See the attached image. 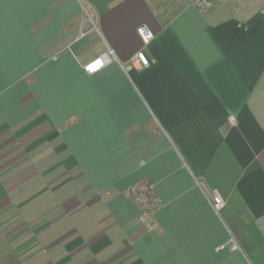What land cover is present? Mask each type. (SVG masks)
Masks as SVG:
<instances>
[{
	"label": "crops",
	"instance_id": "1",
	"mask_svg": "<svg viewBox=\"0 0 264 264\" xmlns=\"http://www.w3.org/2000/svg\"><path fill=\"white\" fill-rule=\"evenodd\" d=\"M209 1L0 0V264H264V0Z\"/></svg>",
	"mask_w": 264,
	"mask_h": 264
},
{
	"label": "built area",
	"instance_id": "2",
	"mask_svg": "<svg viewBox=\"0 0 264 264\" xmlns=\"http://www.w3.org/2000/svg\"><path fill=\"white\" fill-rule=\"evenodd\" d=\"M199 8H210L212 3L209 0H197L196 2ZM137 34L140 37V40L143 45L149 44V42L153 39V33L145 26H139L137 28ZM110 55H113V50H108L106 53L102 54L100 57L96 58L95 60L89 62L84 66V70L88 73H93L98 71L104 65H106L110 61ZM149 66V60L146 55L143 53L142 50L137 51L133 54L126 65H122L124 70H143ZM229 121L233 123L235 118L233 116L229 117ZM150 189V186L147 187ZM207 198L213 208V210L218 213L224 206L225 201L218 195V194H207ZM226 245L229 246L231 251H238L239 246L236 241L231 238L230 242ZM225 244H222L218 247V249H223L226 247Z\"/></svg>",
	"mask_w": 264,
	"mask_h": 264
},
{
	"label": "trees",
	"instance_id": "3",
	"mask_svg": "<svg viewBox=\"0 0 264 264\" xmlns=\"http://www.w3.org/2000/svg\"><path fill=\"white\" fill-rule=\"evenodd\" d=\"M136 195H134V199H136L139 203V205L142 208V212L149 213L151 210H153L156 206V196L154 192L150 191L147 188L146 184H140L138 186H135L133 188ZM130 194L132 195V192L130 191Z\"/></svg>",
	"mask_w": 264,
	"mask_h": 264
},
{
	"label": "rangeland",
	"instance_id": "4",
	"mask_svg": "<svg viewBox=\"0 0 264 264\" xmlns=\"http://www.w3.org/2000/svg\"><path fill=\"white\" fill-rule=\"evenodd\" d=\"M66 206H64V208H65ZM73 220V219H72ZM74 221V220H73Z\"/></svg>",
	"mask_w": 264,
	"mask_h": 264
}]
</instances>
